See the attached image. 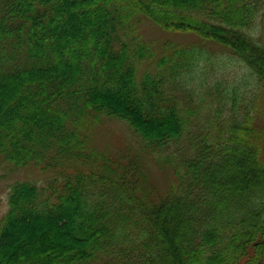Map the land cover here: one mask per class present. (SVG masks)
<instances>
[{
  "label": "trees",
  "instance_id": "1",
  "mask_svg": "<svg viewBox=\"0 0 264 264\" xmlns=\"http://www.w3.org/2000/svg\"><path fill=\"white\" fill-rule=\"evenodd\" d=\"M262 17L264 0H0V170L44 175L6 185L0 264H264ZM102 117L143 153L98 150ZM146 157L173 168L163 196Z\"/></svg>",
  "mask_w": 264,
  "mask_h": 264
},
{
  "label": "rangeland",
  "instance_id": "2",
  "mask_svg": "<svg viewBox=\"0 0 264 264\" xmlns=\"http://www.w3.org/2000/svg\"><path fill=\"white\" fill-rule=\"evenodd\" d=\"M143 33V37L147 40L154 41L157 46L161 45L163 42V38L168 36L164 32L158 31L156 28L149 27L147 22L144 23V27L140 29ZM261 35V36H260ZM171 39L174 41V44L180 47H189L191 45L200 47L205 46L206 49L202 48L205 52H208L207 49H210L211 52H208L214 56L215 60H218L216 75H222L224 80L231 81L234 76L238 77L245 76L244 70L239 62L235 59L229 57L228 52L224 51L220 46L214 44L204 43L197 36L193 34H181V35H169ZM255 36L258 37L262 42H264V17L261 18L258 22V26L255 31ZM261 38H260V37ZM155 46V49L158 52V47ZM151 65V63H150ZM251 81V80H250ZM234 80H232V83ZM260 104V102H258ZM262 118L264 119V111L262 112ZM102 122L95 127L92 135V143L93 145L100 151H106L110 154H117L119 150L130 148L133 149V153L139 152L142 154L143 152L139 149L137 137L133 134V132L129 129L128 126L119 122L116 119L111 118H101ZM259 128L255 126L258 130L261 129V123L258 122ZM259 146H262V153L264 159V140L262 139ZM121 152V151H119ZM130 153V152H129ZM132 153V152H131ZM145 170L146 174H148V184L150 188H152L155 196H163L168 193L169 189L175 184V175L173 174V168L168 165H160L158 164L152 157L145 158ZM181 173H184L183 169ZM0 174L3 175L2 181L0 182V214L4 210L7 204V191L6 185L10 184L13 178L21 179L28 177L33 180H42L44 175L38 173H28L29 176H25V172L18 171L15 176L7 174L0 170ZM6 176V177H5Z\"/></svg>",
  "mask_w": 264,
  "mask_h": 264
}]
</instances>
